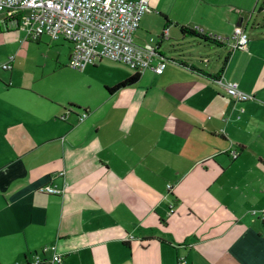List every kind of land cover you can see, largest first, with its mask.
Segmentation results:
<instances>
[{"label":"crops","instance_id":"crops-1","mask_svg":"<svg viewBox=\"0 0 264 264\" xmlns=\"http://www.w3.org/2000/svg\"><path fill=\"white\" fill-rule=\"evenodd\" d=\"M150 2L135 42L166 67L117 90L136 73L109 59L52 80L66 67L27 54L47 35L0 14V264H53L52 246L62 264H264V0ZM235 27L255 29L244 50ZM50 182L64 193L38 191Z\"/></svg>","mask_w":264,"mask_h":264},{"label":"built area","instance_id":"built-area-1","mask_svg":"<svg viewBox=\"0 0 264 264\" xmlns=\"http://www.w3.org/2000/svg\"><path fill=\"white\" fill-rule=\"evenodd\" d=\"M151 11L150 0H0V14L18 24L29 39L37 40L47 35L54 41L70 42L73 49L68 65L72 69L84 70L102 59H109L126 65L137 74L151 70L159 75L164 72L166 60L160 58L158 48L135 42V32L143 17ZM248 43L245 30L235 27L231 37L232 49L244 50ZM13 61L11 56L7 62L0 63V71L12 70ZM224 88L232 99L248 101L253 98L241 91L236 82ZM88 115V111H83L80 120H85ZM233 157L236 158L237 153ZM167 188L171 190L172 185ZM38 191L62 195L65 189L50 182L40 186ZM174 211L171 208L170 213ZM49 250L53 252L52 263L62 264L63 257L56 252V247ZM43 262L45 259L37 254L29 264Z\"/></svg>","mask_w":264,"mask_h":264},{"label":"rangeland","instance_id":"rangeland-1","mask_svg":"<svg viewBox=\"0 0 264 264\" xmlns=\"http://www.w3.org/2000/svg\"><path fill=\"white\" fill-rule=\"evenodd\" d=\"M195 1L196 0H162L164 4H172L175 7H179L180 5L192 6V3ZM251 32H255V29L250 27L247 35L250 36ZM32 44L31 48L27 49L28 57L31 58L33 66L36 62V67H44L47 64V68L45 70L46 75L55 71L59 67L62 69L63 67H66V69L52 74V80H55L56 82H69L81 78V74H83V72L73 70L67 65L68 55L71 49L70 45H62L60 42L53 41L48 36H43L41 41H32ZM216 53L217 51L214 47H212L211 49L204 50L203 55L205 58H209L211 60V58L215 57ZM37 71L38 76H40L42 70L37 68ZM86 79L90 78L86 77Z\"/></svg>","mask_w":264,"mask_h":264},{"label":"trees","instance_id":"trees-1","mask_svg":"<svg viewBox=\"0 0 264 264\" xmlns=\"http://www.w3.org/2000/svg\"><path fill=\"white\" fill-rule=\"evenodd\" d=\"M181 31H182L183 35L193 36L196 39H198L199 41H203V42L211 43V44H220L215 38H211V37H208L205 35H201V34L197 33L195 30L189 29L187 27H182ZM139 78H140V74L136 73L133 76H131L130 78H128L127 80H125L124 82H122L121 84L112 88L111 90H117V89L122 88V87L131 86V85L135 84L139 80Z\"/></svg>","mask_w":264,"mask_h":264}]
</instances>
